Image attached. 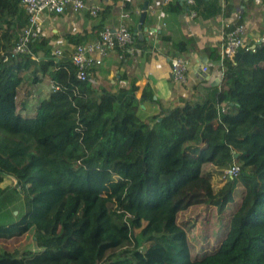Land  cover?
<instances>
[{"label":"trees","instance_id":"obj_1","mask_svg":"<svg viewBox=\"0 0 264 264\" xmlns=\"http://www.w3.org/2000/svg\"><path fill=\"white\" fill-rule=\"evenodd\" d=\"M19 1L0 0V184L15 180L0 185V239L31 235L35 248L0 264H264V40L223 60L206 99L165 107L150 83L112 91L69 57L37 58L39 37L9 55L27 23ZM44 77L52 88L24 113L17 88ZM233 163L238 175L215 188ZM238 185L211 240V210L235 203Z\"/></svg>","mask_w":264,"mask_h":264},{"label":"crops","instance_id":"obj_2","mask_svg":"<svg viewBox=\"0 0 264 264\" xmlns=\"http://www.w3.org/2000/svg\"><path fill=\"white\" fill-rule=\"evenodd\" d=\"M83 1L86 6L99 5L100 10L92 15L87 8L73 11L66 7L61 13L40 15L38 37L43 39L44 46L37 51L36 57H43L45 51L53 55L58 48L63 51V57H69L76 44L94 40L102 27L114 29L121 21L126 22L136 37L133 54L119 48L111 50L93 71L97 85L112 91L133 86L140 95L150 83L154 90L153 99L165 107L202 101L218 87L222 76L219 66L221 37L226 26L232 28L242 24V39L246 46L253 47L264 40V0H195L192 6L182 0H169L179 2L177 11L167 9L169 3L162 5L158 0ZM144 2H147V9L138 35L134 30L139 24ZM154 8L159 11L153 13ZM191 11L195 12L193 16ZM175 56L189 60L184 84L171 76L170 59ZM202 65L207 66L206 73L200 72ZM51 88L48 77L34 85L23 83L16 90L22 111L31 112V107ZM156 107L155 104H145L144 113L149 114Z\"/></svg>","mask_w":264,"mask_h":264},{"label":"built area","instance_id":"obj_3","mask_svg":"<svg viewBox=\"0 0 264 264\" xmlns=\"http://www.w3.org/2000/svg\"><path fill=\"white\" fill-rule=\"evenodd\" d=\"M162 5L169 3V0H158ZM186 5L192 6L195 0H182ZM24 12L26 13L27 23L18 33V37L14 45L10 48L9 55L27 54L30 53L28 43L31 39L39 36V17L43 13H61L66 7H70L73 11L87 10L96 15L100 10L99 5L86 6L83 0H20ZM159 8L152 9L155 13ZM195 14L191 11V15ZM126 16V14H123ZM152 32V31H149ZM244 29L242 24L234 25L232 28L226 26L223 31L222 56L220 59V70L222 74V65L225 58L232 59L238 48L243 46ZM134 36L126 22L121 21L116 28L112 29L104 26L98 33V36L89 42L78 43L71 51L69 58L76 66L77 75L82 80H87L89 83L96 85L97 80L94 76V70L100 66L108 55V53L116 48L125 50L129 54H133ZM53 55L57 58L63 57V51L56 49ZM7 57L5 56L4 59ZM189 60L184 56H175L170 59L171 76L174 80L180 83L187 82V68ZM208 70L206 65L200 66V72L206 73ZM139 96L138 93H136ZM223 106V105H222ZM224 109V107H222ZM221 109V110H222ZM239 173L238 164H231L224 169V176L231 179Z\"/></svg>","mask_w":264,"mask_h":264},{"label":"rangeland","instance_id":"obj_4","mask_svg":"<svg viewBox=\"0 0 264 264\" xmlns=\"http://www.w3.org/2000/svg\"><path fill=\"white\" fill-rule=\"evenodd\" d=\"M36 101H34V103ZM32 109H34V107H31V110ZM226 180L228 179L224 176V170H223L222 176L219 178V180L215 184V188H218L219 186H221L222 183ZM0 185L1 187L6 186L8 188V191H11V188L15 186V180H13L12 178H5L4 181ZM242 190H243L242 186L238 185L237 190L235 192V203L229 204L227 209L222 214H217L215 210H211V223H210L211 240L215 241L216 238L220 237L221 234L226 232L229 215L232 212V210H234V208L237 206L240 200V196L242 194ZM19 195L21 196L20 192H19ZM19 204L20 202L18 200L17 201L15 200L14 202L10 203V205H8L7 208L12 212L15 213L16 211L17 213ZM2 219L3 217L0 215V220ZM211 247H213L212 242L209 248ZM23 248H35V244L33 240L31 239V235H25V236H21L17 238L6 239V240L0 239V252L10 251V252L16 253V252H19V250Z\"/></svg>","mask_w":264,"mask_h":264},{"label":"water","instance_id":"obj_5","mask_svg":"<svg viewBox=\"0 0 264 264\" xmlns=\"http://www.w3.org/2000/svg\"><path fill=\"white\" fill-rule=\"evenodd\" d=\"M146 9H147V2H144L143 7H142V12H141L140 18H139V24L137 25V29L134 30V33H137L138 35L141 33L140 30H138V29H140V24H141V22H143V19H144L145 14H146ZM137 30H138V32H137Z\"/></svg>","mask_w":264,"mask_h":264}]
</instances>
